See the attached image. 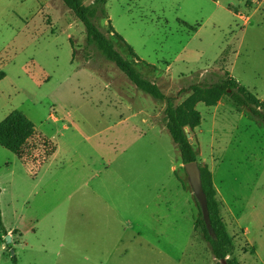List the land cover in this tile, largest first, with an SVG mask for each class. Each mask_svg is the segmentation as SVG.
Returning a JSON list of instances; mask_svg holds the SVG:
<instances>
[{
    "label": "rangeland",
    "instance_id": "374dc122",
    "mask_svg": "<svg viewBox=\"0 0 264 264\" xmlns=\"http://www.w3.org/2000/svg\"><path fill=\"white\" fill-rule=\"evenodd\" d=\"M105 11L100 29L174 105L224 64L264 101V0H107ZM0 73V122L20 111L36 127L19 154L0 145V264H217L194 228L167 101L88 43L61 0H0ZM196 109L186 136L234 256L264 264V123L226 95Z\"/></svg>",
    "mask_w": 264,
    "mask_h": 264
},
{
    "label": "trees",
    "instance_id": "16d2710c",
    "mask_svg": "<svg viewBox=\"0 0 264 264\" xmlns=\"http://www.w3.org/2000/svg\"><path fill=\"white\" fill-rule=\"evenodd\" d=\"M73 12L85 28L88 43L95 45L100 54L112 62L128 79L141 91L149 94L157 101L166 100L165 108L166 128L168 129L180 155L182 163L197 161L200 171V180L206 198L205 210L210 230L203 217L198 202L199 215L194 222V228H199L202 236L209 243V247L217 264H239L234 256V244L229 236L226 226L219 213V205L215 198L216 190L212 181V173L207 165L198 161L196 151L189 142L185 128L194 130L201 125L202 117L196 109V104L204 103L206 106H216L217 102L226 95L237 107H243L264 123V101L259 99L249 89L239 84L231 75L227 64L222 66L224 71L220 81L214 83H194L188 88L191 90L180 105H174L172 100L166 98L159 87L144 77L133 65L131 60L124 58L115 48L114 40L106 35L98 25V19L106 18L105 3L107 0H92L85 4L83 0H61ZM109 33L122 38L108 25ZM130 55L139 60L134 51L128 46ZM228 54V53H227ZM228 67V68H227ZM4 74L0 73V76ZM186 90H183V92ZM36 127L22 112L14 111L0 122V145L9 151L19 154L26 142L35 134ZM0 229L3 228L0 216ZM15 261L14 257H11Z\"/></svg>",
    "mask_w": 264,
    "mask_h": 264
},
{
    "label": "water",
    "instance_id": "95a60500",
    "mask_svg": "<svg viewBox=\"0 0 264 264\" xmlns=\"http://www.w3.org/2000/svg\"><path fill=\"white\" fill-rule=\"evenodd\" d=\"M183 167L187 175V181L190 186L191 192L196 202H198L199 206L201 207L203 217L207 223V228L208 230H210V225L208 223L207 213L205 210L206 198H205V194L203 192L202 186H201L200 171L198 168V163L197 161L186 162L183 164ZM6 237L8 240H10L9 235H6Z\"/></svg>",
    "mask_w": 264,
    "mask_h": 264
},
{
    "label": "crops",
    "instance_id": "0c3cea01",
    "mask_svg": "<svg viewBox=\"0 0 264 264\" xmlns=\"http://www.w3.org/2000/svg\"><path fill=\"white\" fill-rule=\"evenodd\" d=\"M8 233H10V232H8ZM11 234V233H10Z\"/></svg>",
    "mask_w": 264,
    "mask_h": 264
}]
</instances>
